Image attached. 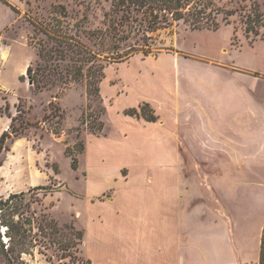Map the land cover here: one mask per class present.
I'll return each mask as SVG.
<instances>
[{
	"label": "rangeland",
	"instance_id": "374dc122",
	"mask_svg": "<svg viewBox=\"0 0 264 264\" xmlns=\"http://www.w3.org/2000/svg\"><path fill=\"white\" fill-rule=\"evenodd\" d=\"M188 7L184 19L152 33L151 53L112 61L93 34L109 1L0 0V136L10 135L0 153V199L53 188L28 192L46 228L16 247L13 263L0 256V264H229L233 236L239 264H257L264 0H192ZM27 66L31 72L21 74ZM149 99L161 102L159 123L172 121L175 151L145 143L146 130L161 127L117 115ZM200 113L211 118L210 130L232 128L233 137L212 146L231 157L228 169L199 160L214 151L198 142L190 151L183 145L187 128L178 124H193ZM172 157H182V167L166 168Z\"/></svg>",
	"mask_w": 264,
	"mask_h": 264
},
{
	"label": "trees",
	"instance_id": "16d2710c",
	"mask_svg": "<svg viewBox=\"0 0 264 264\" xmlns=\"http://www.w3.org/2000/svg\"><path fill=\"white\" fill-rule=\"evenodd\" d=\"M109 9L104 13L102 26L94 33L104 44L103 50L107 53L106 58L112 61H122L129 58L140 50L148 55L153 51V32L160 28L168 27L174 21L184 19L187 15V8L192 0H107ZM191 12V9H189ZM194 14H200L202 11L192 9ZM262 17L261 13H257ZM262 21V19H261ZM199 17L195 18L194 28H200ZM264 25V20L262 21ZM250 31V27H247ZM100 53V52H97ZM27 72H31L29 66ZM96 94L100 93V88L96 87ZM148 102L140 105V109L131 108L125 111V114L132 116H142L147 121H156L157 115L152 108L151 113H147L145 107ZM103 129L101 125L100 130ZM8 132H3L0 136V153L3 149L9 147L5 145ZM76 164V159L74 161ZM44 190V194L53 192L50 185H38L29 189L10 193L7 197L0 199V256L5 257L11 263L14 257L11 253L16 251V247H24L28 242L34 240L35 228L41 232L46 228L42 222H37L35 218L36 211L32 210V204L36 199L27 201L28 192L37 193ZM32 211V212H31ZM31 212V215H26ZM48 225L55 230V221L51 219ZM80 234H82L80 232ZM37 239V238H36ZM82 239V237H81ZM31 243V244H32ZM26 251H21L20 256ZM13 259V260H12ZM16 264V261H15ZM259 264H264V231L261 244V257Z\"/></svg>",
	"mask_w": 264,
	"mask_h": 264
},
{
	"label": "crops",
	"instance_id": "0c3cea01",
	"mask_svg": "<svg viewBox=\"0 0 264 264\" xmlns=\"http://www.w3.org/2000/svg\"><path fill=\"white\" fill-rule=\"evenodd\" d=\"M158 60H162V59H158ZM156 59V61H158ZM27 69H28V66L25 67L22 71L21 74H25L27 73ZM150 102H148L149 104H152L154 107L153 109L155 110V113L157 115V120L156 121H147L145 120L142 116H136L137 119L135 120V116H132V115H127V114H123L122 111L123 109L125 108H128L130 105L126 106V107H123L121 110H119L117 112V115L119 116L120 120L123 119L125 121H135L136 124H140V125H143L144 128H148V127H153V126H158V127H161V129H148L146 130L145 132V135H146V138H145V143L147 145H149L150 147H159L160 150H164V147L165 146H169L167 149H165L164 151L168 150V151H175V145L174 144H169L170 141H169V137H170V124L172 123V121H166L164 122V124H161L159 123V114H158V111L160 110V103L161 102H155L154 100L152 99H149ZM116 101V100H115ZM115 101L113 103V105L111 106L110 108V113L113 111V106L115 104ZM147 102V101H146ZM157 103V104H156ZM164 104V103H163ZM162 104V105H163ZM169 105L168 107L170 108L169 110H171V107L174 106L172 104V99L170 100V102L167 104L166 103V106ZM132 107L131 108H136L135 106H138L137 103L135 104H132L131 105ZM139 107V106H138ZM138 117H141V119H143L147 125H144L141 120L138 119ZM211 119V118H210ZM209 119V115L206 116L205 114H202L200 113L199 116H197V119L196 122L193 124L192 123H183L182 121H180V123L178 125L181 124V126L183 127L184 125V128H187L185 130H181L180 131V134H182L181 132H183L184 134V137H185V140L183 141V145L185 146V148L187 149V151L191 150L189 149V144L191 143V141H193V143H196L198 142V144L202 147H199V150L200 149H206V151H209V152H213L214 153V156H211L210 159H206V160H203V159H200L201 161H204L205 163L207 162L208 165L210 167H216L217 164H219L221 167H223L224 169H228L229 167H231V162H230V158L228 156V154H221L220 152H218V150L216 148H213L212 146L215 144L217 140V138H220L221 140H225L227 141L228 140V136H232L233 137V131H232V128L230 129L229 133L227 132H222V130L218 129L217 131L215 130H210L208 127V120ZM193 120H194V117H193ZM204 121V122H203ZM116 125L118 126L119 130L122 132L125 133L126 136L129 135L128 132H126V130L123 128V124L122 122L121 123H116ZM231 125L233 126V120L231 122ZM180 130V129H179ZM166 133V136L165 135H162ZM229 134V135H228ZM147 135H149L147 137ZM154 135H157L156 137H153ZM183 136V135H182ZM147 140V141H146ZM208 142V145H206ZM168 143V144H167ZM163 147L162 149L160 147ZM179 150V149H178ZM173 160H171V163L169 162L166 166V168H174V167H182V157L180 158H177L175 159L174 157H172ZM195 161H198V159L195 157L194 158ZM226 172V171H225ZM179 178L181 179V176H179ZM169 179V177H167V180ZM166 180V179H165ZM232 228H233V225H232ZM263 231H264V219H263V222L261 223V227H260V237H259V241H258V244H257V248L255 250V254H254V259L256 261L257 264H259L260 262V257H261V244H262V236H263ZM229 244V243H228ZM231 244L232 246L229 244L230 248L228 249V259H229V264H239V261L243 255L242 253L240 252V258H239V254L236 253V249H239V246H240V243L238 241V243L236 242V239L235 237L233 236L232 239H231Z\"/></svg>",
	"mask_w": 264,
	"mask_h": 264
}]
</instances>
